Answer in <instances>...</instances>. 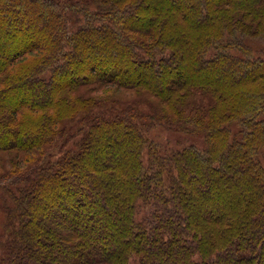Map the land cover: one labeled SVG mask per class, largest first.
<instances>
[{
  "label": "trees",
  "instance_id": "16d2710c",
  "mask_svg": "<svg viewBox=\"0 0 264 264\" xmlns=\"http://www.w3.org/2000/svg\"><path fill=\"white\" fill-rule=\"evenodd\" d=\"M254 39L264 0H0V264H264Z\"/></svg>",
  "mask_w": 264,
  "mask_h": 264
},
{
  "label": "rangeland",
  "instance_id": "374dc122",
  "mask_svg": "<svg viewBox=\"0 0 264 264\" xmlns=\"http://www.w3.org/2000/svg\"><path fill=\"white\" fill-rule=\"evenodd\" d=\"M246 43L249 46H251L256 56H259L262 53H264V41L254 39V40H249V41L246 40ZM111 98L115 100L114 103H117L119 107L134 105V106H139L141 110H143L144 112H148L149 102L147 101L149 99H152L145 95L141 96V95H137L132 92H128L124 90L117 91L115 89L112 92ZM151 137L155 138L157 141L162 142L164 146L168 145L169 147L175 148V149L183 148L186 142H193L195 145H197L200 148H203L205 145V141L202 136H197L196 138H193L191 136L183 135V134H180L174 131L167 130L163 127H157V126L153 128L151 132ZM261 161H262V164L264 165V151L261 153ZM0 173H1V170H0ZM4 199H5L4 192L0 190V247H1V242L3 241L4 223H5V214L2 209L4 205Z\"/></svg>",
  "mask_w": 264,
  "mask_h": 264
}]
</instances>
